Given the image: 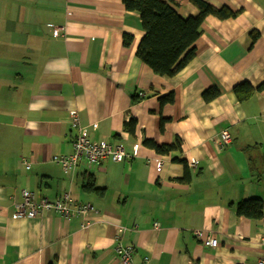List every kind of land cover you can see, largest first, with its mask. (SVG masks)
Here are the masks:
<instances>
[{"label": "crops", "instance_id": "crops-1", "mask_svg": "<svg viewBox=\"0 0 264 264\" xmlns=\"http://www.w3.org/2000/svg\"><path fill=\"white\" fill-rule=\"evenodd\" d=\"M163 1L198 14L189 0ZM205 1L235 15L206 16L191 60L159 76L135 55L141 20L122 0H0V264H120L116 236L133 264H257L258 219L236 210L251 199L264 209V90L238 101L232 89L264 80V0ZM211 88L218 95L203 99ZM73 109L91 140L131 159L64 171L52 157L72 152ZM146 139L176 149L157 154ZM22 189L35 200L68 193L94 210L15 217ZM198 228L217 246L197 242Z\"/></svg>", "mask_w": 264, "mask_h": 264}, {"label": "trees", "instance_id": "trees-1", "mask_svg": "<svg viewBox=\"0 0 264 264\" xmlns=\"http://www.w3.org/2000/svg\"><path fill=\"white\" fill-rule=\"evenodd\" d=\"M189 1L198 10L196 16L182 17L163 0H122L124 8L137 12L141 20L143 35L138 42L135 55L156 75L173 76L191 60L194 56L193 43L201 34V23L206 16L213 15L224 19L235 15V12L226 6L216 7L205 0ZM130 42V36L125 35L124 43ZM263 90L264 80L256 87H252L248 82H242L232 89L238 101ZM218 93L216 89L211 88L205 90L202 97L209 100ZM162 100L171 101L172 94L162 97ZM127 124L132 127V121L129 120ZM144 144L161 155L176 149L174 144L158 145L150 139L144 140ZM85 187L92 188V184H87ZM261 210V200L251 199L239 202L236 211L239 215L258 219Z\"/></svg>", "mask_w": 264, "mask_h": 264}, {"label": "built area", "instance_id": "built-area-1", "mask_svg": "<svg viewBox=\"0 0 264 264\" xmlns=\"http://www.w3.org/2000/svg\"><path fill=\"white\" fill-rule=\"evenodd\" d=\"M55 35H59L58 29L54 30ZM141 96L143 93L140 94ZM69 123L70 126L75 130V134L72 140V152L69 155H54L52 160L58 163L64 171L71 170L74 168L80 160H85L88 163H97L107 158L113 162L121 160H130L132 154L126 152L119 145H111L105 140H91L87 131V128L80 124L79 116L75 109L69 111ZM94 126V125H93ZM231 142V135L228 130H221L218 137L217 143L219 147H225ZM134 149H137V145H134ZM24 161V160H23ZM24 164L28 166L26 161ZM197 161L190 159L187 163L189 168L195 167ZM162 160L157 161V169H160ZM20 201H14L11 205L12 214L15 217L27 215L29 217L35 216L36 214H42L44 212L56 211L60 213L66 219L72 216L83 217L89 211L94 210V207L90 203H80L74 201L68 193L57 197L54 201H49L46 198L39 200L34 199V195L26 190H21ZM264 206V203H263ZM260 227V243L264 247V209L258 218ZM163 225L159 222H154L155 228H161ZM120 227L119 230H122ZM193 236L197 242L203 247L214 248L218 244V239L211 230L207 229H194L192 231ZM116 245L113 248L115 255L119 259L120 264H133L132 262V246H126L121 244L120 239L116 236ZM147 257L143 258V264H147ZM257 264H264V253L257 261Z\"/></svg>", "mask_w": 264, "mask_h": 264}]
</instances>
